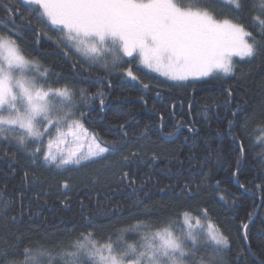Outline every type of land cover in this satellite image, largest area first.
<instances>
[{
  "label": "snow or ice",
  "instance_id": "obj_1",
  "mask_svg": "<svg viewBox=\"0 0 264 264\" xmlns=\"http://www.w3.org/2000/svg\"><path fill=\"white\" fill-rule=\"evenodd\" d=\"M20 5L25 6L24 11L35 6L38 22L59 34L66 55L79 54L78 64L99 66L106 72L137 65L184 87L208 77H234L240 61L264 58V0L258 4L256 0H8L4 5L8 21L0 26V148L5 149V156L24 153L32 164L42 161L49 170L72 173L119 156L120 180L134 184L135 178L123 166L140 152H123L121 141L128 136L123 124L119 126L120 139L111 141L85 127L86 113L81 105L99 98L102 111L104 93L90 94L86 88L77 91L72 80L62 85L61 78L55 85L49 82L50 70L22 45L17 24L25 20ZM250 7L249 27L243 14ZM123 70L132 81L139 80L131 67ZM143 87L150 85L143 83ZM227 92L231 97L233 89ZM237 115L232 112L233 117ZM227 123L231 135L235 122ZM244 123L247 127V119ZM69 137L76 147L52 151L54 143L67 144ZM81 139L87 144L86 151ZM237 140L233 137V143ZM239 142L243 154V141ZM152 159H157L155 153ZM219 185L217 181L218 199L227 203L229 194L226 189L220 191ZM60 186L66 203L71 178ZM257 187L264 192V184ZM142 215L144 219L120 227L115 239L110 236L103 243L88 232L75 241L72 232L35 241L28 238L27 242L20 235L11 242L0 239V264H264V237L254 249L248 224L242 226V248L234 249L230 237L211 221L205 243H201L198 237L204 235L203 230L197 232L194 226H200L202 219L209 220L206 207L197 213L179 209L174 215L157 217L158 224L150 219V210ZM9 218L15 223L16 216L9 217L5 205L0 208V220L6 223Z\"/></svg>",
  "mask_w": 264,
  "mask_h": 264
},
{
  "label": "trees",
  "instance_id": "obj_2",
  "mask_svg": "<svg viewBox=\"0 0 264 264\" xmlns=\"http://www.w3.org/2000/svg\"><path fill=\"white\" fill-rule=\"evenodd\" d=\"M7 3L0 0V26L8 21ZM24 7L20 5L25 23L17 24L22 45L50 70L49 82L55 85L61 78V85L75 81L77 91H102V111L99 98L81 105L85 126L111 141L120 139L119 126L125 125L128 136L121 141L123 152L139 151L140 155L123 166L135 178L129 184L119 178V156L64 173L32 164L24 153L5 156V149L0 148V208L7 205L9 217L16 216L15 223L10 218L6 223L0 220V239L11 242L20 235L27 242L28 238L35 241L72 232L75 241L88 232L103 243L110 236L115 239L120 227L144 219L142 214L148 210L152 222L158 224L157 217L163 219L179 209L197 213L206 207L209 220L202 219L199 228L194 226L197 232L203 230L204 235L198 237L201 243H205L211 221L230 237L234 249L242 248V226L249 223V242L257 248L264 237V192L257 187L264 184V58L240 63L234 77H209L184 87L155 81L157 84L145 89L128 80L120 68L106 72L99 66L78 64L79 54L66 55L58 34L38 22L35 6L28 11ZM250 15L251 7L243 14L249 27ZM229 88L233 89L231 97ZM228 120L235 122L231 135L227 134ZM178 125H182L179 131ZM189 127L194 131H188ZM233 137H238L236 143ZM69 177L72 187L65 203L60 185ZM217 181L220 191L226 189L229 194L227 203L218 199Z\"/></svg>",
  "mask_w": 264,
  "mask_h": 264
},
{
  "label": "rangeland",
  "instance_id": "obj_3",
  "mask_svg": "<svg viewBox=\"0 0 264 264\" xmlns=\"http://www.w3.org/2000/svg\"><path fill=\"white\" fill-rule=\"evenodd\" d=\"M58 34V33H57ZM59 35V34H58ZM98 55H103V54H98ZM125 59H129V58H125ZM234 60H239L238 57H234ZM244 62H247V61H240V63H244ZM240 63L237 65L239 66ZM126 67H131L132 68V71L134 72V74H136L138 77H139V80L138 81H132L130 77H128L123 68H126ZM120 70H122V72L125 74L126 78L128 80H131L132 82H135V83H138V84H141L143 86V83H148L150 86L152 84H157L155 81H160V82H163V81H167L164 77H160L158 76L156 73H151L149 72L147 69H144L142 67H138L137 65H124L123 67L120 68ZM209 78V77H208ZM204 79H207V78H204ZM204 79H201V80H204ZM199 80V81H201ZM168 82H171V81H168ZM144 88V87H143ZM86 127V126H85ZM87 128V127H86ZM90 131V130H89ZM68 143L67 144H53V148H52V151L53 152H59V151H67V150H70L74 147H76L75 144L72 143V138L69 137L68 138ZM80 143L83 145V148L84 150L86 151L87 150V144H84L83 142V139H81ZM111 161V159H109ZM108 160V161H109ZM40 164L43 165L42 161L40 162ZM101 166H99L100 168ZM55 170V169H54ZM57 171V170H56ZM83 173V172H82ZM201 226V225H200ZM199 228V226H196L195 228Z\"/></svg>",
  "mask_w": 264,
  "mask_h": 264
},
{
  "label": "water",
  "instance_id": "obj_4",
  "mask_svg": "<svg viewBox=\"0 0 264 264\" xmlns=\"http://www.w3.org/2000/svg\"><path fill=\"white\" fill-rule=\"evenodd\" d=\"M235 180H236V176H235ZM259 210V209H258ZM257 213H258V211L256 212V214L254 215V217L251 219V221H253V219L256 217V215H257ZM250 221V222H251ZM249 224V223H248Z\"/></svg>",
  "mask_w": 264,
  "mask_h": 264
}]
</instances>
